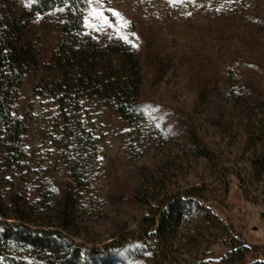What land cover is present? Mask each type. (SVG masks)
Segmentation results:
<instances>
[{
  "label": "rangeland",
  "instance_id": "rangeland-1",
  "mask_svg": "<svg viewBox=\"0 0 264 264\" xmlns=\"http://www.w3.org/2000/svg\"><path fill=\"white\" fill-rule=\"evenodd\" d=\"M32 1L0 0L4 23L27 22L21 42L38 59L11 109L26 126L19 168L6 166L0 148L6 216L14 203L55 213L68 189L74 191L34 95L62 39L65 5L31 12ZM83 25L100 45L120 38L136 51L142 112L128 120L113 106H94L95 156L82 160L88 183L77 185L80 198L70 203L75 244L101 245L132 231L145 210L137 195L147 189L194 185L203 187L205 203L181 201L168 209L165 239L173 253L189 259L204 250L219 260L229 251L205 204L250 246L249 258L264 259V0H88ZM5 218L0 209V231ZM157 260L143 240L126 242L112 258L116 264Z\"/></svg>",
  "mask_w": 264,
  "mask_h": 264
},
{
  "label": "trees",
  "instance_id": "trees-1",
  "mask_svg": "<svg viewBox=\"0 0 264 264\" xmlns=\"http://www.w3.org/2000/svg\"><path fill=\"white\" fill-rule=\"evenodd\" d=\"M56 4L65 5L62 39L46 63V72L34 85V95L47 114L50 140L70 167L74 191L68 189L65 201L52 214L14 203L11 215L6 216L0 203L6 217L1 221L0 264H82L85 257L90 264H116L112 258L133 240L151 244L158 258L155 264H264L262 258H249L250 246L232 234L229 223L205 204L212 220L221 224L218 239L226 242L229 251L219 260L210 259L204 250H195L189 259L173 253V243L165 239L168 209L176 210L181 201L205 203L203 187L194 185L166 188L160 184L147 189L137 195L145 210L132 231L101 245L75 244L69 235L77 233L71 205L81 195L77 185L88 183L82 160L88 155L94 159L98 141V125L91 114L95 105L105 104L128 120L140 116L141 64L136 51L122 39L100 45L84 29L88 0H33L30 11ZM26 23L13 20L7 24L0 18V148L5 149L4 163L13 169L19 168V160L26 156V126L12 115V104L25 75L38 63L32 48L21 42ZM69 145L78 148L65 152ZM204 154L209 157L207 151ZM261 214L264 217V208Z\"/></svg>",
  "mask_w": 264,
  "mask_h": 264
}]
</instances>
